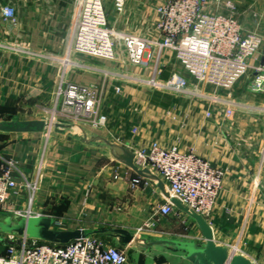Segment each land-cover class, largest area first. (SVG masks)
I'll return each instance as SVG.
<instances>
[{
    "label": "crops",
    "instance_id": "obj_1",
    "mask_svg": "<svg viewBox=\"0 0 264 264\" xmlns=\"http://www.w3.org/2000/svg\"><path fill=\"white\" fill-rule=\"evenodd\" d=\"M80 1L0 0V116L11 117L5 122L46 121L63 79L99 87L100 110L108 117V125L94 133L132 151L153 142L163 147L176 145L183 152L194 150L226 171L208 223L217 243L238 249L255 264H264V95L248 90L252 72L240 79L230 94L221 90L217 103L212 99L215 96L209 95L180 97L164 100L163 107L153 104L155 108L141 116L134 109L135 90L128 86L152 73L156 59L147 60L141 69L128 63L123 48L118 60L108 65L68 54ZM164 1L125 0L122 13L114 10V0L103 3L115 32L154 42L156 9ZM230 1L237 7L244 31L264 38V0ZM214 2L211 8L224 12ZM6 6L14 8L15 23L3 19L1 10ZM149 52L156 55L154 47ZM123 69L130 74L121 72ZM158 70L162 80L177 73L189 81L191 91L195 87L199 90L169 51L161 55ZM116 86L128 87L130 92L116 97L111 91ZM209 109L213 117L207 119ZM227 109L233 111L230 118L226 117ZM51 134L54 137H46L42 130L0 132V171L6 159H13L29 181L38 179L33 204L36 215L51 218L57 230L80 229L89 234L103 231L101 225H109V231H140L152 224V214L166 200L156 187L131 188L130 181L136 175L108 151L86 146L66 134ZM19 195H12L7 209L26 208L27 192L22 190ZM178 217L184 218L185 232L190 234L178 238L203 243L195 222L182 213ZM126 264L166 263L139 257L132 249Z\"/></svg>",
    "mask_w": 264,
    "mask_h": 264
},
{
    "label": "built area",
    "instance_id": "obj_2",
    "mask_svg": "<svg viewBox=\"0 0 264 264\" xmlns=\"http://www.w3.org/2000/svg\"><path fill=\"white\" fill-rule=\"evenodd\" d=\"M212 1H164L156 9L157 39L151 42L131 34H115L109 26L103 0H81L72 25L68 54L113 62L118 60L119 49L123 48L128 63L133 67L144 69L147 60L156 59L151 78L147 81L135 79L137 82L178 94L205 97L196 87L191 91L189 81L177 73L164 83L157 81L159 60L165 51H169L197 85L205 84L230 94L238 81L252 72L248 90L264 95V62L259 58L264 38L244 31L237 18V7L232 1L215 0L217 7L224 12L214 11L211 8ZM124 6L125 0H114L116 12L122 13ZM1 14L5 21L16 22V13L11 6L3 7ZM152 47L156 55L149 52ZM114 93L121 95L122 88L114 87ZM101 97V89L97 86H82L63 79L56 92L55 105L46 121H65L92 131H103L108 125V117L100 110ZM212 99L214 103L219 101L218 96ZM225 114L230 118L233 111L227 109ZM205 116L207 119L212 118V110L209 109ZM137 131L135 129L134 133ZM49 135L45 134L46 137ZM133 152L135 164L140 169L149 168L153 171L171 196L178 198L208 222L223 189L224 169L213 166L194 150L183 152L176 145L163 147L153 142ZM130 186L151 187V183L135 176ZM22 190L27 192L26 208L7 209L12 195L19 198ZM37 190L38 179L29 181L16 161L6 159L0 171V215L17 219L43 217L33 211ZM155 215L167 218L179 216L180 213L165 200L157 206ZM52 228H55L54 223ZM231 250L238 254V249ZM127 261L126 248L110 245L89 233L84 239L61 246L41 243L27 236L0 234V264H126Z\"/></svg>",
    "mask_w": 264,
    "mask_h": 264
},
{
    "label": "water",
    "instance_id": "obj_3",
    "mask_svg": "<svg viewBox=\"0 0 264 264\" xmlns=\"http://www.w3.org/2000/svg\"><path fill=\"white\" fill-rule=\"evenodd\" d=\"M264 62V47L262 51ZM42 130L66 134L76 141L90 147L106 150L112 158L130 170L137 177L149 181L159 193L171 203L179 213L193 220L202 234L203 243L192 239L167 238L150 235L138 236L126 229L103 230L94 234H108L119 240L120 245L132 247L139 257H146L156 263L166 264H255L243 254H237L230 247L219 244L215 240L210 224L178 198L171 196L164 183L149 168L140 169L135 164V153L93 131L65 121H0V132L28 133ZM53 220L49 217H28L17 219L10 215H0V234L10 236H27L30 239L54 245H67L73 241L84 239V230L62 231L52 228ZM93 234V235H94Z\"/></svg>",
    "mask_w": 264,
    "mask_h": 264
},
{
    "label": "rangeland",
    "instance_id": "obj_4",
    "mask_svg": "<svg viewBox=\"0 0 264 264\" xmlns=\"http://www.w3.org/2000/svg\"><path fill=\"white\" fill-rule=\"evenodd\" d=\"M116 33L117 32H115V34ZM76 56H78L79 58H84V57L88 58V56L80 55V54H76ZM91 59L95 60L96 62L98 61V62L107 64V65L110 63V61H106V60H102V59H97V58H91ZM180 67H182V66L180 65ZM121 72H123V73L125 72L124 74H126V73L130 74V71H126L125 69H123ZM149 74H150V77H149ZM151 74L152 73H147V77L142 78V80L143 81L149 80L152 76ZM156 79H157V81L164 83L169 78L166 80H162L158 76ZM194 84L197 85L196 83H194ZM127 85H129V84H127ZM128 87L130 89L135 90L134 94H133V97L135 99L134 109L141 116L146 115V113L149 112V109H150V111L153 110L152 108H155V106H152L153 104L157 105V104L161 103V106L163 107L164 106V103H163L164 100L170 101V100H173L175 98H180V97L194 98V96H195L193 94H178L175 92L167 91L165 89H158V88H156L152 85H149L145 82H136V83H133V85H130ZM128 87H125V86L122 87L121 86V88H122L121 97H123L125 94L130 92V90H128ZM197 87L199 88L200 92L205 96L209 95V96H215L216 97V96L220 95V92H221V90L215 89V88H213L211 86H207L205 84H198ZM111 91H112V94H114L113 89ZM114 96L120 97L116 94H114ZM197 98H198V96H197ZM203 98H205V97H203ZM10 118L11 117H9V116H0V121L10 120ZM95 132H101V131L96 130ZM49 137H54V136H52V134H51V135H49ZM182 219H184V218H181L178 216H173L171 218H159V217L155 216L154 214H152V217H151L152 224L149 227L143 226V227H141L140 231H129V232L134 234V235H138V236H143V235H150V236H156V237H165L166 236L167 238H173V239H178L179 236H188L189 237L190 234L185 232L184 228H186V225L184 223H182V221H183ZM109 228H110L109 225H105V226L101 225L100 226L101 230H105V229L108 230ZM53 229H56V228H53ZM195 234L196 233H193L192 235H195ZM98 237L110 245L121 246L119 243V240L111 238V236L108 234H105L104 236L99 235ZM127 249H128L127 251H131L133 248L128 247ZM238 254H241V253H238Z\"/></svg>",
    "mask_w": 264,
    "mask_h": 264
},
{
    "label": "trees",
    "instance_id": "obj_5",
    "mask_svg": "<svg viewBox=\"0 0 264 264\" xmlns=\"http://www.w3.org/2000/svg\"><path fill=\"white\" fill-rule=\"evenodd\" d=\"M41 243H44V242H42V241H40ZM59 246H61V245H59Z\"/></svg>",
    "mask_w": 264,
    "mask_h": 264
}]
</instances>
